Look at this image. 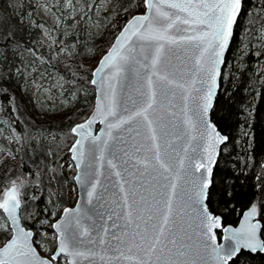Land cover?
<instances>
[{"label": "snow or ice", "instance_id": "6c2138e0", "mask_svg": "<svg viewBox=\"0 0 264 264\" xmlns=\"http://www.w3.org/2000/svg\"><path fill=\"white\" fill-rule=\"evenodd\" d=\"M144 3L147 14L129 21L94 73L98 74L108 68L113 77L119 76L128 61L135 59L132 53L138 42L149 43L152 46L150 57L145 56L148 63L141 65L148 70L143 77L144 87L147 89L146 93H142L145 97L143 102L133 111L125 108V114H121L117 111L116 92L112 87L111 95L104 96L107 107L98 101L96 109L97 115H103L104 119L101 122L107 121L109 117L113 118L107 123L109 137L112 136V129H120L136 121L138 127L146 126L148 131L146 139L151 142L142 157L136 155L141 152V147L135 145L134 153H124L128 159L122 161L123 165H128L130 160L135 161L131 164L134 171L130 172L127 167L123 169L131 177V180L127 181L131 189V203L129 192L125 190L123 184L120 185L125 209L124 225L115 223L112 225L117 232L112 234L111 241L105 239L108 228H104L95 241L89 238V244L98 242L104 246L99 252L93 248L82 249L80 247L83 244L82 238L89 236V229L81 224V211L79 208L64 209L65 220L52 225L60 233L58 251L52 254L51 260L41 258L30 243L32 232L21 226L19 209L22 201L13 182V186L3 192L0 198V209L7 214L10 228L8 223L0 224V227L11 232V238L0 246V264H51V261L56 260L60 254L71 256L73 259L70 264H83L85 260L89 261V264H94L97 257L103 264H228L241 248H247L252 252H264V240L258 236V233L264 230L258 220L253 222L257 216L255 204L244 213L243 223L238 229H224L225 232L231 233L227 238L231 243L227 245L215 244L216 237L212 235V229L219 227V220L209 215L208 208L202 205L209 181L201 170L211 174L210 165L215 163L213 153L216 145L227 139L215 133L214 127L203 117L211 107L216 77L220 75L219 65L233 35V25L241 11L242 0H144ZM181 25L186 27L181 28ZM181 32L190 34L180 35ZM181 44L190 46L198 53L195 56L193 65L195 73L192 79H187L191 69L186 66L169 70L164 63L166 45L170 48ZM140 51L141 53L145 51L143 44L140 45ZM197 83L206 85V90L196 88ZM158 94L166 99L169 96L172 99L179 96L183 101V124L185 134L190 136L189 143L197 139L196 135H192L193 132H199V139L205 141L203 155L198 151L199 144L191 149L200 156L195 163L193 157L188 156V146H185L188 168H194V172H189L185 168V157L179 158V166L175 170L174 165L164 159L167 153L161 150L162 137L158 133L163 131L165 125L160 114L163 106H157ZM172 99H169V110L175 107ZM190 100L195 104L194 110L189 107ZM171 115L174 116L175 113ZM95 119L96 116L86 124L72 129L73 133H79L81 136L73 146V151L76 152L74 159L78 161L77 167H80V162L85 158L83 140L91 136L88 129ZM198 123L200 128L197 127ZM128 130L132 131L131 128ZM139 134L137 131V135ZM99 139L93 137V141ZM103 143L107 146L108 141L105 140ZM100 152L99 159L103 160L102 148ZM148 152L152 153L151 157L147 155ZM107 163L112 169L117 168L113 160H108ZM195 173L200 175L197 176ZM185 174L190 179L185 181ZM114 175L121 177V171H115ZM77 179L82 178L78 176ZM181 181L189 183L191 190L184 191ZM98 183L97 172L90 180L91 186L87 193L90 203ZM178 188L183 192L180 202L191 209L198 220L195 234L199 239L195 244L190 243L192 236L188 234V229L177 226V217L180 213L174 207V202L178 198ZM162 189H168L167 193ZM137 196L139 200L135 199ZM73 219L75 225L72 223ZM191 226L189 224V227Z\"/></svg>", "mask_w": 264, "mask_h": 264}, {"label": "trees", "instance_id": "16d2710c", "mask_svg": "<svg viewBox=\"0 0 264 264\" xmlns=\"http://www.w3.org/2000/svg\"><path fill=\"white\" fill-rule=\"evenodd\" d=\"M58 1L61 11H71L73 7L77 13L79 2ZM117 1L116 12L103 18L111 26L96 40L95 60L88 64L81 59L85 44L74 36L62 42L59 36L56 49L68 51V59L50 63L44 48L35 42L37 30L25 24L33 6L24 2L16 12L8 0H0V158L7 152L5 166L0 170V198L13 182L22 180L20 219L25 228L33 231L35 246L45 234L46 251L41 253L45 257L55 247L52 222L72 205L74 167L65 171L64 164L69 161L68 150L74 141L71 128L85 120L93 106L92 70L124 23L144 10V0ZM25 59L27 63L33 60L36 70L60 79L61 89L71 97L64 116L42 121L36 118L13 74L27 64ZM210 118L227 139L212 171L206 205L220 216L223 225H235L241 213L255 204L264 230V0L242 1ZM6 135L11 142L5 140ZM16 149L18 157L10 162ZM1 221L6 222L0 209ZM260 233L264 240V231ZM10 234L9 230L0 231V246ZM229 264H264V252L241 250Z\"/></svg>", "mask_w": 264, "mask_h": 264}, {"label": "water", "instance_id": "95a60500", "mask_svg": "<svg viewBox=\"0 0 264 264\" xmlns=\"http://www.w3.org/2000/svg\"><path fill=\"white\" fill-rule=\"evenodd\" d=\"M145 14H147V9L144 3L143 12L133 15L125 22L121 30L117 33V35L113 39L107 51L98 60L96 66L92 70L91 79H90V83L94 90L92 110L85 120L74 124L71 128V133L74 136V141L69 147L68 152H69L70 161L73 164L75 170V173L72 178V182L75 188V202L71 207H66L64 209L75 210L79 208L81 211L82 214L81 224L89 229V236L82 238L83 244L80 245L82 249L93 248L95 251L99 252L101 248L104 246L99 245L98 242L89 244L88 243L89 238H92L95 241V238L98 236V234L102 233L104 228H108L109 231L105 239L107 241H111L112 234L117 232V229L113 228L112 225L114 223L119 224L121 226L124 225L125 220L123 218V214L125 209L122 202L123 193L120 191V185L123 184L125 190L129 192V203H131L132 201V197L130 194L131 189L129 184L127 183V181L131 180V177L128 175L127 172H124L123 169L127 167L130 172L134 171V169L131 168V164L135 163L134 160H130L128 165H123L122 161L128 159V157H126L124 153L125 152H129L130 154L134 153L133 145H135L137 147H141V152L136 153V155L142 157L145 155L146 148L150 147L151 144V142L146 139V137L148 136V131L146 126L138 127L136 121L124 125L120 129H112L111 130L112 136L109 137L108 136L109 129L107 127V123L111 121L113 118L109 117L107 121L101 122L104 119L103 115L102 114L97 115L96 113L98 101L101 102L105 106V108L107 107V100L104 99V96L106 94L109 96L111 95L112 87L115 88V92H116V100L118 102L117 111L121 114H125L124 113L125 108H127L129 111H133L135 107L139 106V104L143 102L145 97L142 95V93H146L147 91V89L144 87L143 77L146 76L148 70L143 68L141 65L148 63V60L145 59V56L150 57L151 47H152L151 44L145 42H138L135 51L132 53V56H134L135 59H130L128 61V63L124 66V69L119 76L113 77L112 72L108 68H105L102 72L94 75V73H96V69L100 65L101 60L105 55L108 54L112 46L115 44L116 38L120 36L121 32L124 30L126 25H128L129 21H131L134 17L142 16ZM234 25H233V29H234ZM180 27L183 28L186 26L181 25ZM179 34L189 35L190 33L181 32ZM231 38L232 37H230V40ZM141 44H143L145 49L143 53H141L140 51ZM226 51L227 48L225 49V53L224 56L222 57L221 64L219 65L220 73L223 66ZM197 54L198 53L196 52L195 49H192L190 46L184 44H181L179 46L173 45L170 46V48L169 46L166 45L164 63L168 66L169 70H172L175 67L186 66L188 69H191V72L188 73L187 79H192L195 73V68L193 67V65L195 63V56ZM219 78L220 75L216 77V85L213 90L214 94L212 95L211 98V107L208 109L207 114L203 118L211 123V125L215 129V133H219L220 136L226 137L217 129V127L210 118L211 110L215 101V97L218 92ZM94 80L96 81V83H93ZM195 87L206 90V85H201L200 83H197ZM193 95L196 94L193 93ZM169 99H172L171 96H169L168 99H166L163 95L158 94L157 96V106L158 107H160L161 105L163 106L160 114L163 116V121L165 125L163 131L159 132L158 135H161L162 137L161 150L162 152L166 151L167 153L164 156V159L171 162L174 165V170H175L179 166L178 165L179 158L185 157L184 149L186 145L189 148L188 156L193 157V163H195V161L198 160L200 156L193 153L191 149L192 147L199 144L200 147L198 151L201 155H203V145L205 141L199 139V132H193L192 135H196L197 139L192 140L191 143H189L190 136L185 134L186 130L183 124V120H184V116L182 112L183 101L179 98V96L172 99V103L175 105V107H172L169 110L168 109ZM134 101L136 102L135 104L133 103ZM189 107L190 109L193 110L195 109V104L191 100L189 101ZM171 113H175V115L173 116L171 115ZM94 116H96V119L88 129V131L91 132V136L83 140L85 158L82 162H80V167H77L78 161L74 159L76 152L73 151V146L76 144L77 140L81 139V136L79 135V133H73L72 129L78 125L86 124ZM193 118L196 119L195 116ZM137 119L140 120V118ZM197 127L200 128L199 123L197 124ZM130 128L132 129V131L128 130ZM137 131H139L140 133L139 135H137ZM165 132L167 133L166 135L164 134ZM215 133H213V135ZM93 137H99L100 139L97 141H93ZM206 139L207 137H205V140ZM105 140L108 141L107 146H105L103 143V141ZM225 142L226 140L223 143H219L216 145L215 152L213 153V159L215 162L219 154V150ZM101 148L103 149V156H104L103 160L99 159L101 155L100 152ZM147 155L151 157L152 153L148 152ZM108 160H113V163L117 165V168L112 169L111 167H109L107 163ZM188 165H189V161L187 157H185V168H187L189 172H194L195 171L194 168H188ZM214 165L215 163L210 165L211 167L210 175L206 171L201 170L204 173L205 178L208 179L209 181V186L206 189L205 197L202 201V205L206 207H207L206 205L207 193L210 187ZM115 171H121V177L115 176L114 175ZM97 172L99 173V183L97 184L96 192L90 203L87 193L90 190V186H91L90 180ZM195 175L199 176L200 173H195ZM78 176L81 177L82 179L78 180L77 179ZM188 179H190V177L187 176V174H185V181ZM185 181H181V185L184 191H190L191 185L189 183H186ZM162 191L167 193L168 189H162ZM177 192H178V198L174 202V207H176L180 213L179 216L177 217V226L178 227L183 226L184 228H187L188 234L192 236V240L190 243L195 244L199 239V237L195 234V229H196V225L198 224V220L195 219V216L191 212V209L186 208V206L180 202V197L183 196V192L181 191V189L178 188ZM157 198L160 199L161 197H157ZM135 199L139 200V196H137ZM138 206H142V205H138ZM64 209L62 210L59 217L52 223V225H55L65 220ZM248 210L249 209L241 213L236 225L223 226L220 216L213 214L208 209V214L211 215L214 219L219 220V227H214L212 229V235H215L216 237L215 239L216 245H227L231 243V241L227 239L231 235V233L225 232L224 229L226 228L231 230L238 229L240 225L243 223L244 213ZM1 211L8 223L7 214L4 213L2 209ZM257 220L258 218L256 216L253 222H256ZM20 223L25 230L31 231L33 234V231L31 229L25 228V226L21 222V219H20ZM72 223L73 225H75L74 219ZM189 224H191L192 226L189 227ZM8 227L10 228V223H8ZM51 229L55 234V249L52 253L54 254L58 251L60 233L57 231L56 228L52 226ZM122 230L123 228H121V231ZM218 232H220L219 238L217 237ZM258 236L260 237V239H262L261 233H258ZM10 238H11V234L6 241H8ZM30 243L36 249V247L33 244V235ZM112 243L115 242L112 241ZM3 244L1 246H3ZM241 250L250 253H256L250 251L247 248H241ZM38 254L41 258H47L51 260L52 254L49 258L40 255L39 252ZM59 256L65 258L66 264H70V262L73 259L71 256H68L67 254H60ZM54 261H51V264H53ZM83 264H89V261L85 260L83 261ZM94 264H103V262L99 260V257H97L95 258Z\"/></svg>", "mask_w": 264, "mask_h": 264}, {"label": "rangeland", "instance_id": "374dc122", "mask_svg": "<svg viewBox=\"0 0 264 264\" xmlns=\"http://www.w3.org/2000/svg\"><path fill=\"white\" fill-rule=\"evenodd\" d=\"M75 1L79 2L77 13L73 7L71 11L69 9L65 12L61 11L58 7V0H8V3L16 12L20 11L24 2L33 6V11L26 15L25 24L30 29L37 30L35 42L44 48V56L49 58L50 63H54L56 60L62 63L68 59V51L56 49L59 36L61 37L60 42L67 37L74 36L80 38L81 42L85 44L81 59L83 62L90 64L95 60L96 49L94 44L96 40L111 26V22L104 23L103 18L116 12L118 1ZM24 61L27 63L26 59ZM28 62L19 70H15L13 74L20 93L31 105L36 118L42 121L43 119L64 116L70 106L71 97L67 96L61 89L60 79L53 74L36 70L37 64L35 65L33 60ZM5 140L9 143L11 137L6 135ZM18 154L19 151L16 149L10 162H15ZM6 155L7 152L5 151L0 158V170L5 166L4 159ZM70 167L71 162H65L64 170L68 171ZM21 182L22 180L15 183L18 191L22 185ZM71 186V201H73L75 189L73 185ZM51 210L54 212L55 208L52 207ZM0 224H6V222L1 221ZM4 230V227H0V231ZM44 239L45 234H42L41 241L36 243L41 253L46 251ZM58 264H66L65 259H60Z\"/></svg>", "mask_w": 264, "mask_h": 264}]
</instances>
